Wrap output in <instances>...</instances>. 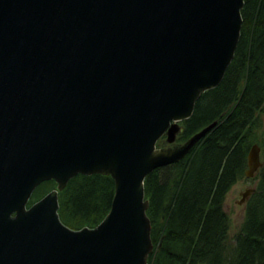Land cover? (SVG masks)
Here are the masks:
<instances>
[{"label": "water", "instance_id": "1", "mask_svg": "<svg viewBox=\"0 0 264 264\" xmlns=\"http://www.w3.org/2000/svg\"><path fill=\"white\" fill-rule=\"evenodd\" d=\"M244 0H0V264H148L144 180L216 124L173 143L230 63ZM247 153L245 176L263 165ZM114 180L95 226L72 229L58 191ZM56 186L28 205L35 187ZM254 187L240 193L245 203Z\"/></svg>", "mask_w": 264, "mask_h": 264}, {"label": "trees", "instance_id": "2", "mask_svg": "<svg viewBox=\"0 0 264 264\" xmlns=\"http://www.w3.org/2000/svg\"><path fill=\"white\" fill-rule=\"evenodd\" d=\"M234 55L220 81L204 91L181 122L185 140L216 124L177 162L144 180L153 252L148 264H264V0H244ZM263 148L256 186L243 218L231 232L224 200L245 176L251 143ZM53 179L33 190L28 205L53 189ZM114 194L110 175L76 174L58 191L60 220L72 229L95 226Z\"/></svg>", "mask_w": 264, "mask_h": 264}, {"label": "rangeland", "instance_id": "3", "mask_svg": "<svg viewBox=\"0 0 264 264\" xmlns=\"http://www.w3.org/2000/svg\"><path fill=\"white\" fill-rule=\"evenodd\" d=\"M263 118H264V112H263ZM214 121V120H213ZM182 129V126H181ZM180 131L176 134V139L173 143H167L165 141V136L161 137V139L158 141V144L162 146H168V145H174L178 143H182L184 140H178L179 135L181 133ZM260 147V160L263 162V148L258 144V142H255ZM256 174V173H255ZM255 174L253 177H243L240 180H238L235 184L231 186L229 191L227 192L224 200V209L228 213L230 218V225H231V232H233L240 224L243 214H244V208L245 203H238V200L241 198L240 193L243 192L247 188L255 187L257 178L255 177ZM154 249V246H153Z\"/></svg>", "mask_w": 264, "mask_h": 264}, {"label": "bare ground", "instance_id": "4", "mask_svg": "<svg viewBox=\"0 0 264 264\" xmlns=\"http://www.w3.org/2000/svg\"><path fill=\"white\" fill-rule=\"evenodd\" d=\"M228 65H229V64H228ZM227 67H228V66H227ZM227 67H226V69H227ZM225 71H226V70H225ZM224 73H225V72H224ZM182 121H183V120H182ZM182 121L179 122L180 126H182V124H181ZM163 136H164V135H163ZM163 136H161V137H163ZM161 137L157 140V146H161L160 143L158 144V141L161 139ZM254 143H255V142L251 143L250 147H251ZM250 147H249V148H250ZM188 153H189V152H188ZM188 153H187V154H188ZM146 214H147V213H146ZM148 218H149V217H148ZM149 221H150V220H149ZM150 227H151V226H150Z\"/></svg>", "mask_w": 264, "mask_h": 264}]
</instances>
